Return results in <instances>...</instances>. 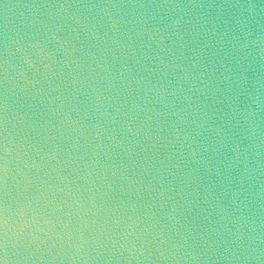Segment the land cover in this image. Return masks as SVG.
<instances>
[{"label":"water","instance_id":"95a60500","mask_svg":"<svg viewBox=\"0 0 264 264\" xmlns=\"http://www.w3.org/2000/svg\"><path fill=\"white\" fill-rule=\"evenodd\" d=\"M0 91L5 264H264V0H0Z\"/></svg>","mask_w":264,"mask_h":264},{"label":"snow or ice","instance_id":"6c2138e0","mask_svg":"<svg viewBox=\"0 0 264 264\" xmlns=\"http://www.w3.org/2000/svg\"><path fill=\"white\" fill-rule=\"evenodd\" d=\"M8 97L6 91H0V264H5L10 254V207L8 201V177L10 165L12 164V147L9 136V118H8ZM17 214L24 216V207L18 205ZM26 223H19L18 229L15 230L17 240L23 238ZM27 250V245H25ZM80 249H77V253ZM18 260H29L31 256L24 254H13Z\"/></svg>","mask_w":264,"mask_h":264}]
</instances>
